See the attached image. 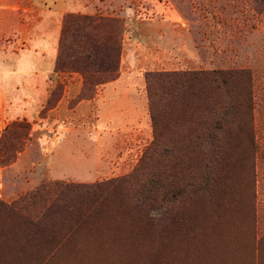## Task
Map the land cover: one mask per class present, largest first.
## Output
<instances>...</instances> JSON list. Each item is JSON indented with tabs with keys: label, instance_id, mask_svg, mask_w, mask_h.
Returning a JSON list of instances; mask_svg holds the SVG:
<instances>
[{
	"label": "rangeland",
	"instance_id": "1",
	"mask_svg": "<svg viewBox=\"0 0 264 264\" xmlns=\"http://www.w3.org/2000/svg\"><path fill=\"white\" fill-rule=\"evenodd\" d=\"M68 14L121 21L120 74L136 77L139 94L147 98L145 75L149 72L247 70L252 74L255 143L241 145L248 153L251 148L250 154L234 163L223 196L219 194L211 205L208 201L194 205V219L172 229L175 234L159 248L162 257L134 264H264V0H0V66L4 64L0 72L15 75L28 47L56 36L61 39ZM133 51L134 64L139 66L134 70ZM81 77L78 73L55 75L33 110L21 101L26 97L19 79L6 82L8 95L0 101V136L25 119L32 128L16 162L0 168L4 202L12 203L50 182L91 185L125 177L151 146L150 117L146 132L101 135L89 133L97 125L92 110L88 118H56L51 110L64 95L61 81L67 84L70 78ZM72 82L76 84V79ZM82 94L83 88L70 106L81 101ZM72 122L77 131L68 134ZM58 130L64 131L62 136ZM114 228L104 224L90 236L81 232L69 238L48 264H128V259L97 251L106 248L103 242L97 243L102 241L99 231L114 236ZM24 257L20 260L12 254L9 262L30 264V257Z\"/></svg>",
	"mask_w": 264,
	"mask_h": 264
},
{
	"label": "trees",
	"instance_id": "2",
	"mask_svg": "<svg viewBox=\"0 0 264 264\" xmlns=\"http://www.w3.org/2000/svg\"><path fill=\"white\" fill-rule=\"evenodd\" d=\"M120 24L115 18L66 15L54 72L83 77L80 99L120 76ZM145 80L154 138L134 171L91 185L50 182L12 203L0 199V264H11L12 254L48 264L69 238L90 236L104 224L116 228L114 236L99 231L97 243L106 246L97 250L101 255L128 264L154 260L162 257L159 248L175 234L172 229L194 219V205L223 196L234 163L248 153L241 145L255 143L252 74L149 72ZM31 128L25 119L5 129L0 168L16 162Z\"/></svg>",
	"mask_w": 264,
	"mask_h": 264
},
{
	"label": "crops",
	"instance_id": "3",
	"mask_svg": "<svg viewBox=\"0 0 264 264\" xmlns=\"http://www.w3.org/2000/svg\"><path fill=\"white\" fill-rule=\"evenodd\" d=\"M59 40L60 36H56L52 40L39 42L35 47H28L23 53L22 61L19 63L20 71L15 75L12 72H0V101L4 102L6 95H8L6 82L9 81L8 79L12 77L14 79L15 77L19 79L22 96L26 97V99L22 98L20 100L22 102L25 101L26 104L23 103L27 109L31 108L33 110L36 102L42 100L41 98L46 91L47 85L52 83V79L57 75L54 72V68ZM133 56L132 70L136 69L137 66V64H134L135 51H133ZM3 65L0 66L2 70ZM73 79H76V84L72 82ZM137 82L138 79L136 77L124 76L121 73L116 80L97 87L96 95L92 99H82L76 105L70 106V102L81 93L83 78H70L67 84L61 81L65 85L64 95L51 112L58 119L65 115L72 121L76 116L88 118V114L92 110L97 118V125L89 133L95 132L98 135L115 131L127 133L132 131L135 134L141 133L142 130L146 132L148 125L145 122L149 121L150 117L148 98L143 93L139 94V90L135 86ZM72 125L74 126L73 122L69 125L68 134L77 131L76 128L71 127ZM143 126L144 128L142 129ZM58 131V134L62 136L64 131ZM56 142L57 140L54 141V143Z\"/></svg>",
	"mask_w": 264,
	"mask_h": 264
}]
</instances>
